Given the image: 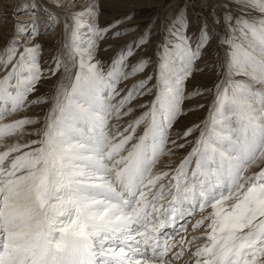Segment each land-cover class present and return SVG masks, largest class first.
Returning <instances> with one entry per match:
<instances>
[{
	"label": "snow or ice",
	"instance_id": "snow-or-ice-1",
	"mask_svg": "<svg viewBox=\"0 0 264 264\" xmlns=\"http://www.w3.org/2000/svg\"><path fill=\"white\" fill-rule=\"evenodd\" d=\"M74 2L0 37V264H264V0H222L198 33L153 19L108 60L133 12Z\"/></svg>",
	"mask_w": 264,
	"mask_h": 264
},
{
	"label": "rangeland",
	"instance_id": "rangeland-1",
	"mask_svg": "<svg viewBox=\"0 0 264 264\" xmlns=\"http://www.w3.org/2000/svg\"><path fill=\"white\" fill-rule=\"evenodd\" d=\"M86 0H75L73 8L83 5ZM222 0H101L103 11L100 14V24H105L117 16L123 15L129 11L133 12L131 19L122 22L117 25L119 28H124L129 25L138 24L139 27L134 28L131 31L124 33L119 38L105 39L100 42L99 50L97 51V59L108 60L117 50V47L125 44L130 39L138 36L153 19L155 23L152 24V29L155 31L160 27L161 21L165 23L178 13H182L187 16L189 26V33H198L201 23L207 21L208 25H212V17L209 12L213 7H219ZM62 5L67 4L68 0H60ZM36 5V7H33ZM45 6V0H0V37L7 38L12 32L14 19L27 22L35 13L37 21L45 19H39L38 17L43 14L42 9ZM50 7V5H49ZM15 9V11H13ZM58 11V9H57ZM60 33V27L57 26L50 32L41 31L37 37L38 41L42 43L45 52L44 57L51 56L57 47V38ZM158 38L153 36L155 41ZM4 41L0 39V44ZM212 43H215L213 39ZM106 45H114V47H105ZM145 55H151L152 49L149 48ZM140 53H137V56ZM136 57L132 59L135 60ZM207 59V57H205ZM201 67H203V61H201ZM151 71V69H149ZM211 83V73L197 72L195 77L188 81V88L191 90L194 85H207ZM51 81L42 85L40 92H46L49 90ZM201 102L199 99H192L189 101L191 104ZM198 115L188 116L182 123H189L193 120H197Z\"/></svg>",
	"mask_w": 264,
	"mask_h": 264
},
{
	"label": "bare ground",
	"instance_id": "bare-ground-1",
	"mask_svg": "<svg viewBox=\"0 0 264 264\" xmlns=\"http://www.w3.org/2000/svg\"><path fill=\"white\" fill-rule=\"evenodd\" d=\"M44 17H45L44 14H42L41 16L38 17V20L43 19ZM185 259H186V257H185Z\"/></svg>",
	"mask_w": 264,
	"mask_h": 264
}]
</instances>
